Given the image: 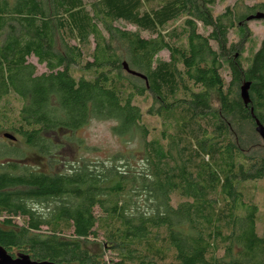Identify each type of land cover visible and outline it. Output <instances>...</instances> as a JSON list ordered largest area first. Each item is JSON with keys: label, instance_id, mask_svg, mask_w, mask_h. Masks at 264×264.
Instances as JSON below:
<instances>
[{"label": "trees", "instance_id": "trees-1", "mask_svg": "<svg viewBox=\"0 0 264 264\" xmlns=\"http://www.w3.org/2000/svg\"><path fill=\"white\" fill-rule=\"evenodd\" d=\"M219 1L0 0V134L50 169L19 164L24 154L0 144V246L10 255L264 264V39L257 48L248 27L264 1L216 14ZM92 120L114 122L129 150L58 171L48 137ZM99 237L108 260L89 246Z\"/></svg>", "mask_w": 264, "mask_h": 264}, {"label": "rangeland", "instance_id": "rangeland-1", "mask_svg": "<svg viewBox=\"0 0 264 264\" xmlns=\"http://www.w3.org/2000/svg\"><path fill=\"white\" fill-rule=\"evenodd\" d=\"M261 1L263 2L264 0H220L215 8V12L216 14H220L228 6H233L236 4L254 6ZM263 21H252L248 24L257 48L260 47L261 42L264 39ZM230 42H238L235 33L231 35ZM248 55L249 52L245 54V56ZM162 58L168 59L169 54L164 52L162 54ZM29 62L33 63L37 67L38 74L47 72L45 65H40L35 57L30 58ZM226 79L229 81V77L226 76ZM146 101L147 99L138 100V104L144 112L147 111L148 107ZM149 122L151 126L158 127L159 122H157V120L149 119ZM114 125L115 123L112 121L92 120L86 127L75 134L60 132L59 134H52L49 136L48 138H50L57 146L60 147L56 153V159L62 163L57 167V170H67L66 168H69L68 164H77L81 158L88 159L92 162L97 160L106 161L117 152H127L130 146L126 145L121 139L113 135L112 127ZM4 135L5 133L0 134V144L16 147L26 157L23 161L18 160L19 164L39 168L44 172L50 171L48 160L45 157L41 156L36 150L27 148L21 139L18 141H10L6 139ZM257 201L262 212L264 213V181L259 183L257 190ZM14 221L17 224H23L24 222V220L21 218H15ZM89 246L92 252L96 254H102L107 260L110 258V253L103 245L102 237H99L97 240L91 239Z\"/></svg>", "mask_w": 264, "mask_h": 264}, {"label": "water", "instance_id": "water-1", "mask_svg": "<svg viewBox=\"0 0 264 264\" xmlns=\"http://www.w3.org/2000/svg\"><path fill=\"white\" fill-rule=\"evenodd\" d=\"M261 19H264V14H258L256 16H252L249 18V21L261 20ZM125 68L128 70V66L126 64H125ZM132 74L137 75L134 72H132ZM137 76H140V75H137ZM250 86H251L250 83H245L242 88V98L246 105H249L251 103L250 95H249ZM252 113H253V110H252ZM254 118L256 119L255 116ZM256 124H257V132L260 134V136L264 140V126L260 123L259 120H256ZM4 136L10 140H13V141L15 140V138L11 136L10 134H5ZM0 264H54V263L33 261L29 256L22 255V254H19L16 257H13L3 247L0 246Z\"/></svg>", "mask_w": 264, "mask_h": 264}]
</instances>
